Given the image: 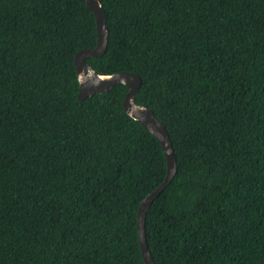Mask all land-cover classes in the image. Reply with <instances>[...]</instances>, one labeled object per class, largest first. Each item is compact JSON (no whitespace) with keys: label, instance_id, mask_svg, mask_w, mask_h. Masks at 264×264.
<instances>
[{"label":"trees","instance_id":"16d2710c","mask_svg":"<svg viewBox=\"0 0 264 264\" xmlns=\"http://www.w3.org/2000/svg\"><path fill=\"white\" fill-rule=\"evenodd\" d=\"M95 72L141 78L134 103L177 163L144 231L155 264H264V0H100ZM79 0H0V264H146L136 212L164 179L128 88L78 99L96 42Z\"/></svg>","mask_w":264,"mask_h":264},{"label":"water","instance_id":"95a60500","mask_svg":"<svg viewBox=\"0 0 264 264\" xmlns=\"http://www.w3.org/2000/svg\"><path fill=\"white\" fill-rule=\"evenodd\" d=\"M79 1H83L85 7L93 13L97 38L93 47L78 49L73 55V64L78 76V99H84L93 93L108 92L116 84L125 85L128 90L121 102L123 110L131 118L139 121L141 126L158 140L164 153L165 177L155 189L140 201L136 212V229L142 259L146 264H155L149 252L145 236V217L151 202L171 182L177 171L174 150L165 126L155 117L153 111L134 103V95L141 85L140 76L131 71H119L112 74L95 72L86 62V58L98 57L105 52L108 43V28L100 0Z\"/></svg>","mask_w":264,"mask_h":264}]
</instances>
